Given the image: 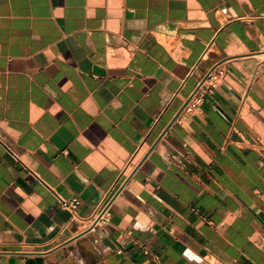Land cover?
I'll return each mask as SVG.
<instances>
[{"label": "crops", "instance_id": "obj_1", "mask_svg": "<svg viewBox=\"0 0 264 264\" xmlns=\"http://www.w3.org/2000/svg\"><path fill=\"white\" fill-rule=\"evenodd\" d=\"M0 264H264V0H0Z\"/></svg>", "mask_w": 264, "mask_h": 264}, {"label": "built area", "instance_id": "obj_2", "mask_svg": "<svg viewBox=\"0 0 264 264\" xmlns=\"http://www.w3.org/2000/svg\"><path fill=\"white\" fill-rule=\"evenodd\" d=\"M224 69L214 66L210 68L206 74L202 77V79L197 84L195 90L190 95L189 99L186 101L184 108L186 112H194L196 108L200 105L202 100V95L214 87L218 79L222 78L224 75ZM14 158L17 159V156L13 154ZM137 165V161L135 159V155H132L130 160L128 161L124 170L120 173L119 177L116 179L115 183L111 187V189L104 195L102 201L98 205L94 213V221L95 223H105L109 220V211L108 208L112 203L114 197L116 196L118 190L124 184L128 174L131 170L135 168ZM61 205L65 208L75 209L79 203L78 199L73 197L69 199L59 198Z\"/></svg>", "mask_w": 264, "mask_h": 264}]
</instances>
